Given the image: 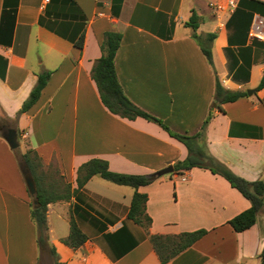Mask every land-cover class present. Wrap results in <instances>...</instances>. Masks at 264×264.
<instances>
[{"label":"crops","instance_id":"0c3cea01","mask_svg":"<svg viewBox=\"0 0 264 264\" xmlns=\"http://www.w3.org/2000/svg\"><path fill=\"white\" fill-rule=\"evenodd\" d=\"M194 14L200 42L187 24ZM108 31L122 34L116 70L136 105L181 134L198 133L210 116V152L245 179L264 178V0H238L232 12L228 0H0V264H162L151 234L199 229L208 233L167 264H260L264 209L256 224L235 231L228 221L251 201L199 167L139 187L148 194L149 229L128 218L135 188L95 175L70 200L48 205L49 245L39 247L22 158L29 149L41 170H56L72 189L92 158L115 172L155 174L189 155L159 123L120 116L103 103L92 69ZM201 44L211 46L212 63ZM46 71L39 100L21 113ZM217 79L244 95L215 105ZM10 128L18 132L15 149L5 138ZM75 205L96 218L74 214L88 237L77 249L62 241Z\"/></svg>","mask_w":264,"mask_h":264},{"label":"trees","instance_id":"16d2710c","mask_svg":"<svg viewBox=\"0 0 264 264\" xmlns=\"http://www.w3.org/2000/svg\"><path fill=\"white\" fill-rule=\"evenodd\" d=\"M198 17L194 14L188 25L194 28L193 36L200 42V35L196 32L198 28ZM215 37L214 34H209L210 41ZM122 34L117 31H108L101 44L102 55L95 61L92 69V77L96 81L103 103L109 110L129 119L143 117L150 121L159 123L173 137L180 140L188 148L189 155L186 159L177 161L174 164V170L184 172L195 167L210 169L213 173L225 177L233 187L237 188L247 199L251 201V206L239 213L231 220L229 224L237 232L249 229L256 224L259 214L264 209V178L250 181L237 175L226 164L217 159L209 150L208 140L206 136V128L210 120V116L205 120L201 130L193 135L181 134L172 131L167 124L160 118L143 110L136 105L125 93L116 70V55L121 45ZM79 48H83L84 35L76 42ZM202 50L212 63L213 54L211 46L202 45ZM51 76L50 71L40 73L35 87L32 89L30 96L24 102L21 109L22 112L28 111L40 98L41 93L47 85ZM264 86V77L259 85V88ZM244 95L242 92L226 89L220 81H216L215 105L221 106L225 102L237 100ZM24 162L27 164L31 175L37 185V194L32 196L34 199L31 203V214L33 220L38 227V244L39 247L45 249L48 245V205L57 200H70L83 189L86 183L95 175H99L104 179L118 184L135 188L132 202L128 212V218L135 223L149 229L152 218L147 213L148 194L140 192L138 189L141 186L149 185L159 178L155 174H128L115 172L109 169L107 160L101 158H92L83 163L78 169L77 187L72 189V185L68 182H63L60 177H57V171L51 169L50 175L52 182L49 186L43 184V178L46 172L40 168L43 165L41 157L38 153L29 149L22 155ZM35 201H37L35 203ZM80 218L90 220L96 223V218L89 212L75 205L72 209L71 231L70 234L63 238L62 241L68 246L77 249L81 247L87 240V235L83 232L74 214ZM208 233L207 229H199L190 232H182L180 234H151V243L157 252L162 264H167L174 260L185 250L191 248L195 242L201 239ZM55 256H57L54 247L51 248ZM260 264H264V248L259 254ZM56 264H63L56 261Z\"/></svg>","mask_w":264,"mask_h":264},{"label":"water","instance_id":"95a60500","mask_svg":"<svg viewBox=\"0 0 264 264\" xmlns=\"http://www.w3.org/2000/svg\"><path fill=\"white\" fill-rule=\"evenodd\" d=\"M254 89L248 90L249 94H252ZM5 138L7 139L8 143L10 144L11 148H17L19 146V141H18V132L16 129L10 128L8 129L7 133L5 134ZM174 172V166L169 165L163 169H160L155 173L157 176H163L165 174H169ZM25 173H26V182L27 186L29 188V191L31 195L35 196L37 194V185L35 183V180L33 176L30 173V170L28 167L25 168ZM37 201H35L36 203Z\"/></svg>","mask_w":264,"mask_h":264},{"label":"built area","instance_id":"2783aa9c","mask_svg":"<svg viewBox=\"0 0 264 264\" xmlns=\"http://www.w3.org/2000/svg\"><path fill=\"white\" fill-rule=\"evenodd\" d=\"M212 6H216L218 9L222 8V5L220 3L213 2L211 3ZM238 6V0H228V7L229 11H234L235 8ZM254 36H257L256 34ZM259 38H262V35H258ZM182 181H187L188 177L186 175L181 176Z\"/></svg>","mask_w":264,"mask_h":264},{"label":"rangeland","instance_id":"374dc122","mask_svg":"<svg viewBox=\"0 0 264 264\" xmlns=\"http://www.w3.org/2000/svg\"><path fill=\"white\" fill-rule=\"evenodd\" d=\"M49 170H46V169H43L42 168V170L43 171H45L47 174H46V176H44V180H43V184L45 185V186H49L50 185V182H52V177H51V175H50V172H51V169L52 168H48ZM56 216H55V214H54V216H53V218H55Z\"/></svg>","mask_w":264,"mask_h":264}]
</instances>
